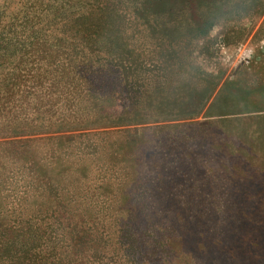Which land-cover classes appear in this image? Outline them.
<instances>
[{
    "label": "rangeland",
    "instance_id": "obj_1",
    "mask_svg": "<svg viewBox=\"0 0 264 264\" xmlns=\"http://www.w3.org/2000/svg\"><path fill=\"white\" fill-rule=\"evenodd\" d=\"M31 1L36 0H0V12L8 17L27 12ZM109 1L84 0L82 10ZM114 1L116 22L90 37L116 54L125 48L142 58L145 81L161 78L137 108L169 100L193 104L192 112L177 118L147 111L143 117L129 110L83 129L29 135L46 144V156L34 161L60 186L50 189L53 199L46 201L40 192L33 193L32 174L9 172L15 163L3 161L0 213L26 218L37 208H55L58 199L69 208L68 199L55 194L65 191L68 198L75 197L72 208L105 215L96 221L108 233L115 229L114 214L122 211L126 234L137 237L130 245L98 249L103 264H264V0ZM67 26L61 22L47 32L75 34ZM153 64L161 65L156 69ZM106 104L112 108L115 103ZM147 126L164 129L159 139L143 140L152 144L147 151L159 156L139 153L143 171L134 165L136 193H123L125 199L118 203L105 197L89 201L86 187L98 184L111 165L112 135ZM98 130H112L107 154L75 155L76 142L67 136ZM46 137H53L50 145L41 140Z\"/></svg>",
    "mask_w": 264,
    "mask_h": 264
},
{
    "label": "trees",
    "instance_id": "obj_2",
    "mask_svg": "<svg viewBox=\"0 0 264 264\" xmlns=\"http://www.w3.org/2000/svg\"><path fill=\"white\" fill-rule=\"evenodd\" d=\"M84 3V0H36L28 3L27 12L13 13L10 17L0 12V167L5 165L3 161L11 160L8 165L15 163V166L9 172L24 170L32 174L36 190L33 193L40 195V192L46 201L53 199L50 189L58 191L60 185L41 173L34 159L40 154L46 156L43 150L46 144L29 135L83 129L89 123L120 117L129 110H137L143 117L150 111L180 118L191 113L194 106L164 100L156 106L137 108L139 103L144 104L140 99L148 95L150 88L162 83L161 78L158 75L152 77L156 79L154 82L145 81L142 58L131 55L125 48L116 54L111 46L96 45L97 38L90 37L101 26L116 22L114 0L82 10ZM61 22L75 28V34L63 37L58 32H47L50 26ZM156 65L158 69L161 64H153ZM108 100L114 101L112 108L106 106ZM162 129L147 126L136 132L122 129L116 133H121L118 137L112 135L116 139L113 154L108 157L111 165L106 166L98 184L86 187L87 199L97 202L105 197L118 203L125 199L123 193H136L134 167L143 171L140 160L137 161L139 153L151 154V158L159 156L155 150L147 151L152 144L143 140L153 136L159 139ZM111 131L80 132L67 137L76 142L75 155L97 153L100 157L107 154L105 144ZM52 138L41 140H49L50 145ZM79 143L83 146L77 148ZM55 194L66 197L69 208H64V201L58 199L55 208H37L26 218H6L0 213V264H103L98 249L130 245L137 239L131 232L126 234L129 228L122 211L114 214L111 238L101 226L100 220L105 215L101 216L100 211L74 209L71 203L75 197L68 198L65 191L62 195ZM10 229L11 234L7 232ZM90 250L96 252L84 254Z\"/></svg>",
    "mask_w": 264,
    "mask_h": 264
}]
</instances>
